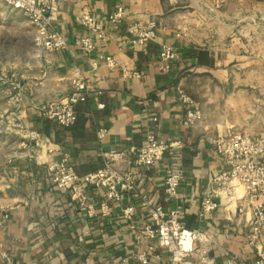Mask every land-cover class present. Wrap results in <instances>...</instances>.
<instances>
[{
  "label": "crops",
  "instance_id": "crops-1",
  "mask_svg": "<svg viewBox=\"0 0 264 264\" xmlns=\"http://www.w3.org/2000/svg\"><path fill=\"white\" fill-rule=\"evenodd\" d=\"M118 8L124 11L121 22L106 23ZM83 13L105 22V41L88 58L79 51L86 31L74 21ZM151 22L157 34L146 49L126 44L129 24ZM54 29L65 39V50L42 53L38 59L31 50L28 59L4 75L7 112L17 111L26 131L40 134L45 147L60 152L46 156L45 148L36 149L35 157L28 158L34 152L28 144L4 135L7 154L0 171L9 176L8 188L0 189V254L10 264H114L122 259L140 264L133 258L153 248L148 264H169L165 250L155 241H138L129 228L134 224L138 231L147 223L141 198L148 196L165 211L182 208L186 229L202 233L215 264H252L262 242L249 246L247 226L235 214V204L201 221L197 213L209 182L225 169L213 140L242 130L235 116L249 120L248 103L255 97L248 96L249 89L264 96V0H65ZM163 45L179 56L168 72L159 63ZM100 57L113 59L116 67L109 69ZM74 71L91 90L76 106L75 125L63 129L41 117L39 109L68 94ZM189 111L200 116L191 126L184 124ZM99 130L106 131L102 141ZM147 135L181 148L153 168H131L134 190L121 203H108L101 192L92 191L82 208L68 194L52 190L46 165L62 154L82 177L102 168L101 152L139 147ZM173 163L182 181L177 200L168 202L164 172ZM127 207L135 209L130 222L122 217ZM0 264L7 263L0 259Z\"/></svg>",
  "mask_w": 264,
  "mask_h": 264
},
{
  "label": "built area",
  "instance_id": "built-area-1",
  "mask_svg": "<svg viewBox=\"0 0 264 264\" xmlns=\"http://www.w3.org/2000/svg\"><path fill=\"white\" fill-rule=\"evenodd\" d=\"M64 1L0 0V4L10 10L22 13L32 27L34 59H38L42 53L59 52L67 48L65 39L54 29L56 15ZM123 15L124 11L118 8L105 22L120 23ZM74 21L86 31L85 37L79 41V51L83 57L88 58L94 53L96 45L105 41V22L98 21L89 13L81 14ZM156 34L155 23L129 24L125 30V42L130 46L146 49L156 39ZM99 60L109 69L116 67L113 59L109 57H100ZM178 60L179 56L173 48L161 46L159 63L162 71L168 72L172 64ZM72 75L68 94L39 109L41 117L63 129L75 125L76 106L86 100L91 90L78 71H74ZM126 75L133 78L140 77L136 73H126ZM18 99L19 95H16L14 100L18 101ZM186 103L192 104L190 101ZM199 120L198 113L189 111L185 116L184 124L191 126ZM153 121L156 120L153 119ZM5 133L20 137L23 140L22 145L28 144L27 147L32 148L34 152L27 154L28 158L35 157L36 149L45 148L46 156L60 152L55 146L45 147L40 134L26 131L17 111L5 117ZM96 135L97 139L102 141L106 131L99 130ZM212 147L215 154L223 160L225 169L209 182L211 188L203 194L197 218L201 221L219 208L226 209L235 204V214L243 217L244 224L247 226L249 246L254 247L262 242V247L257 251L252 264H264V135L251 136L232 131L226 136L213 140ZM180 148L179 143L160 142L155 136L147 135L139 147H131L125 152H101L102 168L93 174L77 176L69 165L67 154H62L58 161L47 164L46 171L52 190L68 194L70 200L78 202L82 208L92 191L101 192L103 199L108 203L119 204L126 193L134 190L135 176L132 169L153 168ZM122 164H125L128 169H120ZM8 176L6 171H0V189L8 188ZM181 181V171L174 163L171 164L164 172L163 182V192L168 202L177 200ZM141 203L146 210L147 223L138 231L134 224L129 226L130 230L136 233L138 241L142 239L155 241L159 249L169 254V264H215L209 258L207 241L202 233L186 229L184 211L180 206L165 211L148 196L142 197ZM102 207L108 208L106 205ZM3 210L4 208L0 205V211ZM134 216L133 207L122 210L124 220L130 222ZM3 219L6 220L7 216ZM148 251V255H154L153 248H149ZM148 255L142 254L133 259L140 264H148ZM155 258L158 256L155 255ZM0 259L7 264L11 263L7 255L0 254ZM114 264H127V260L122 259ZM226 264L240 263L230 260Z\"/></svg>",
  "mask_w": 264,
  "mask_h": 264
},
{
  "label": "rangeland",
  "instance_id": "rangeland-1",
  "mask_svg": "<svg viewBox=\"0 0 264 264\" xmlns=\"http://www.w3.org/2000/svg\"><path fill=\"white\" fill-rule=\"evenodd\" d=\"M32 36L33 29L23 14L0 4V163L3 160V154H7L6 149L2 148L6 134L5 117L13 112H7V90L4 84V75L9 69H13V66L30 57ZM247 93L248 96L254 94L255 97L254 101L250 100L248 103L251 109L248 121H242L240 114H236L235 122H242V130L238 131L246 135L262 136L264 135V96L260 94V90L258 92L257 88H251ZM13 154L14 152L10 155Z\"/></svg>",
  "mask_w": 264,
  "mask_h": 264
}]
</instances>
